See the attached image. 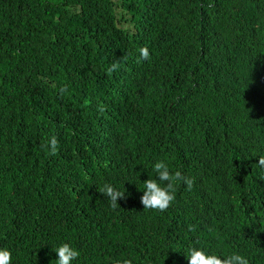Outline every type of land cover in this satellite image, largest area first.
<instances>
[{"label":"trees","instance_id":"1","mask_svg":"<svg viewBox=\"0 0 264 264\" xmlns=\"http://www.w3.org/2000/svg\"><path fill=\"white\" fill-rule=\"evenodd\" d=\"M260 157L264 0H0L12 264H57L65 242L72 264H184L193 246L262 264ZM158 160L194 181L164 212L140 202ZM105 183L125 191L116 207Z\"/></svg>","mask_w":264,"mask_h":264},{"label":"clouds","instance_id":"2","mask_svg":"<svg viewBox=\"0 0 264 264\" xmlns=\"http://www.w3.org/2000/svg\"><path fill=\"white\" fill-rule=\"evenodd\" d=\"M149 56L150 53L147 47L140 49L141 59L147 60ZM117 68L118 62H113L107 71L114 72ZM58 143L55 136L49 140V146L53 154L57 151ZM257 165L264 168V157L258 158ZM152 168L155 175L148 176L143 181L144 190L140 202L143 209L164 212L175 201L177 185L183 183L187 189L191 190L194 181L178 170L175 172L170 170L169 164L163 160L156 161ZM98 191L109 199L112 207L119 205L117 203L118 199L125 198V191H121L111 184L105 183ZM54 250L57 253V264H72L79 256V251L68 242L61 243ZM186 258L187 261L184 264H249V260L239 252L220 254L219 251L211 250V252H208L196 246L189 249ZM0 264H12V252L9 249L0 248ZM112 264H133V262L129 258H120L114 259Z\"/></svg>","mask_w":264,"mask_h":264}]
</instances>
